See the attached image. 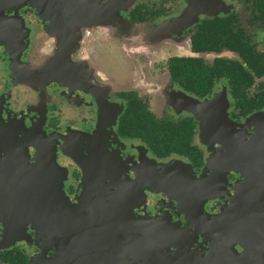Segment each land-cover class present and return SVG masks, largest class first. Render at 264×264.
Masks as SVG:
<instances>
[{
	"label": "flooded vegetation",
	"instance_id": "1",
	"mask_svg": "<svg viewBox=\"0 0 264 264\" xmlns=\"http://www.w3.org/2000/svg\"><path fill=\"white\" fill-rule=\"evenodd\" d=\"M59 1L0 10V264H264V0Z\"/></svg>",
	"mask_w": 264,
	"mask_h": 264
},
{
	"label": "water",
	"instance_id": "2",
	"mask_svg": "<svg viewBox=\"0 0 264 264\" xmlns=\"http://www.w3.org/2000/svg\"><path fill=\"white\" fill-rule=\"evenodd\" d=\"M23 0H0V10H2L7 5H14L16 3H21ZM55 2V3H52ZM120 1L123 3L126 0H115ZM48 4L45 6V8H49L54 15H56L58 18L61 14H65L63 9L64 7L60 4L59 0H47ZM40 9V5H37ZM42 9L44 5L41 6ZM192 103V102H190ZM202 104H199L197 109L201 111ZM247 149L239 150V160L240 165L246 169H248V172H246V180L243 183V190L246 192V197L252 196L253 199H259L264 196V172H260L262 169V165L264 167V145H254L253 141L248 144ZM238 153V151H237ZM248 160H252L251 162H248ZM261 164V165H260ZM175 165L173 163L165 165V168H163V174L167 176L168 179H170V176L173 175L172 169ZM251 170V171H249ZM258 186L257 191L254 193L253 187ZM258 215L260 217H264V204H258L257 207ZM248 241V249L251 250V244L250 240L252 239L250 235L245 236ZM258 239H264V235H258Z\"/></svg>",
	"mask_w": 264,
	"mask_h": 264
},
{
	"label": "rangeland",
	"instance_id": "3",
	"mask_svg": "<svg viewBox=\"0 0 264 264\" xmlns=\"http://www.w3.org/2000/svg\"><path fill=\"white\" fill-rule=\"evenodd\" d=\"M132 1H134V0H128V1H126V3H117V2H113L114 3V12H115V15L117 16L118 15V18H117V20H119L121 23L123 22V20L121 19V17H120V11L121 10H126L128 7H129V5H130V3L132 2ZM37 6V5H36ZM38 7V6H37ZM246 14H251V11L248 9V11H246ZM122 31H124L123 29H121ZM131 33H129V32H122V34L121 35H123V36H127V35H129V36H132V35H130ZM104 43H100V45H103ZM105 49V48H104ZM106 51V50H105ZM115 52H117L116 50H114ZM101 52H103V49L101 50ZM109 58L110 57H107L106 59H103L102 58V60H105L106 61V63L108 62V60H109ZM117 58H120V57H118V56H116V58H115V54H114V56H113V58H112V60H111V64H110V68H111V70H113V73H115V77H114V79H115V81H117V85L119 86V82H120V80H121V78L123 77V76H125V74H128L129 76H132V74H134V71H132V69H133V65H132V63L129 61L128 63H124V64H122L121 63V61H119ZM91 65L92 66H96L94 63H91ZM96 70L100 73V75H102V76H104V77H106V78H108L107 76L108 75H105L103 72H101L100 71V68H98V67H96ZM124 82V81H123ZM122 82H120V84H121ZM112 86V85H111ZM117 86V87H118ZM112 87H114V86H112ZM116 87V88H117Z\"/></svg>",
	"mask_w": 264,
	"mask_h": 264
},
{
	"label": "trees",
	"instance_id": "4",
	"mask_svg": "<svg viewBox=\"0 0 264 264\" xmlns=\"http://www.w3.org/2000/svg\"><path fill=\"white\" fill-rule=\"evenodd\" d=\"M245 60L249 61V58L246 57ZM140 133H143V135H145L146 140L148 141L149 145L152 146L154 151L159 156H166V155L171 154L172 152H182L183 151L182 150L183 145H180V144L176 145L173 141H171V139L170 140L166 139V137H163L162 135H161V141L157 143L154 139V134L152 132H149L147 130V132H140Z\"/></svg>",
	"mask_w": 264,
	"mask_h": 264
}]
</instances>
